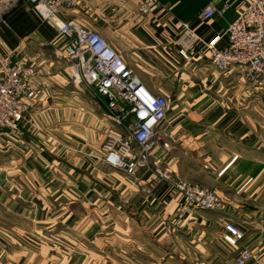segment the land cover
<instances>
[{"label": "crops", "instance_id": "0c3cea01", "mask_svg": "<svg viewBox=\"0 0 264 264\" xmlns=\"http://www.w3.org/2000/svg\"><path fill=\"white\" fill-rule=\"evenodd\" d=\"M212 2L232 7L201 20ZM159 3L145 12L140 0H81L64 17L99 31L150 92L169 99L170 150L155 148L151 164L215 190L221 208L181 214L168 182L106 162L108 132L123 129L106 119L102 99L76 88L56 30L23 0L0 25V45L36 67L39 93L20 129L0 132V264H236L244 247L264 255V86L241 66L222 71L200 47L187 59L172 42L189 22L225 46L248 0ZM226 221L245 232L238 247L222 237Z\"/></svg>", "mask_w": 264, "mask_h": 264}, {"label": "built area", "instance_id": "2783aa9c", "mask_svg": "<svg viewBox=\"0 0 264 264\" xmlns=\"http://www.w3.org/2000/svg\"><path fill=\"white\" fill-rule=\"evenodd\" d=\"M23 0H0V22L7 24L5 14ZM39 16L57 32L60 43L58 56L64 60L65 72L76 88L96 94L103 100L105 117L123 132L111 130L103 144L105 160L111 166L135 176L143 168L152 171L156 181H166L182 198L180 213L195 209L217 210L222 202L215 190L178 177L158 161L152 165L157 147L170 150L164 139L163 122L170 101L164 94H153L134 74L132 67L97 30L88 28L76 18H65L66 8L79 5L81 0H25ZM149 12L160 7L159 0H140ZM232 7L208 3L199 13L201 20L224 15ZM228 43L219 47L221 37L205 41L189 22L181 23L179 34L172 40L180 46V54L189 59L190 51L200 47L214 65L222 71L241 66L254 84H264V0H248L227 28ZM36 67L19 58L17 51L4 53L0 49V130L17 132L30 112L39 90L34 83ZM143 188L151 195L156 182ZM224 241L238 247L245 237L235 221H226ZM236 264H264V255L244 247L235 258ZM198 264H209L202 260Z\"/></svg>", "mask_w": 264, "mask_h": 264}, {"label": "rangeland", "instance_id": "374dc122", "mask_svg": "<svg viewBox=\"0 0 264 264\" xmlns=\"http://www.w3.org/2000/svg\"><path fill=\"white\" fill-rule=\"evenodd\" d=\"M15 6V5H14ZM14 7H12L11 9H10V11L9 12H7L4 16H5V19H6V21H7V24H5V23H1L0 22V25H3V26H5V27H7V25H8V23H9V26H10V22H9V19H8V15H9V13L10 12H12V9H13ZM0 49L2 50V47H1V45H0ZM3 51V50H2ZM20 58V57H19ZM62 60V59H61ZM31 64V63H30ZM66 65V64H65ZM64 68H65V66H64ZM65 71V70H64ZM66 73V72H65ZM35 83V82H34ZM36 85V84H35ZM259 85V84H258ZM261 85H263L264 86V84H260V86ZM36 87H37V85H36ZM38 88V87H37ZM39 90V89H38ZM88 91H90V90H88ZM38 98V97H37ZM36 98V99H37ZM35 99V100H36ZM32 109V108H31ZM31 111V110H30ZM29 115H30V112L29 113H27V116H26V119H28L29 118ZM26 119L23 121V123L26 121ZM5 130H0V132H4ZM188 181V180H187ZM189 182H191V181H189ZM192 183H196V182H192ZM175 226H177V225H175ZM169 229H170V227H169ZM171 230L172 231H175L176 230V228H171ZM200 261H202V260H200ZM200 261H198V263L200 262ZM205 261H207V260H205ZM208 262V261H207ZM197 263V264H198Z\"/></svg>", "mask_w": 264, "mask_h": 264}, {"label": "bare ground", "instance_id": "6f19581e", "mask_svg": "<svg viewBox=\"0 0 264 264\" xmlns=\"http://www.w3.org/2000/svg\"><path fill=\"white\" fill-rule=\"evenodd\" d=\"M4 8L3 4L0 3V10Z\"/></svg>", "mask_w": 264, "mask_h": 264}]
</instances>
